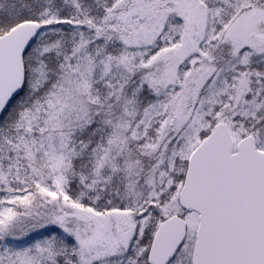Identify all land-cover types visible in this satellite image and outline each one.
<instances>
[{"label": "snow or ice", "instance_id": "1", "mask_svg": "<svg viewBox=\"0 0 264 264\" xmlns=\"http://www.w3.org/2000/svg\"><path fill=\"white\" fill-rule=\"evenodd\" d=\"M0 264H264V0H0Z\"/></svg>", "mask_w": 264, "mask_h": 264}]
</instances>
